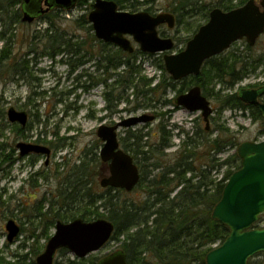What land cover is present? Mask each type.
Here are the masks:
<instances>
[{
    "label": "trees",
    "instance_id": "1",
    "mask_svg": "<svg viewBox=\"0 0 264 264\" xmlns=\"http://www.w3.org/2000/svg\"><path fill=\"white\" fill-rule=\"evenodd\" d=\"M92 1L79 0L78 6L89 11ZM113 1L125 10L129 3L131 11L140 10V6L143 5L138 0ZM154 1L148 0L146 4ZM234 1L221 0L217 6L230 10L234 6L245 4L248 0H239V4L236 5H234ZM24 3V0H0V44L3 43L5 46L0 49V70L8 68L10 72L13 71L9 74L11 77H17L23 81L30 71V67L27 66L29 61H19L15 56L12 58L8 27L11 26V22L15 24L22 22ZM170 5V9L167 11L177 16L178 23H181L182 19L195 16H201L207 20L213 9V6L206 4L204 0H171ZM55 16L50 13L44 16V19H51L46 23L52 33L41 41H45L44 51L41 55H47L52 60L61 56L59 62L68 65L73 73L86 63L96 60L97 48L102 54V57L97 59L93 66L97 72L100 70L104 72V78H96V75L89 73L82 74L83 77L87 75L88 82L81 84V75L77 76L78 86L83 89L88 91L90 87L93 88L101 84L110 87L109 83L116 77L113 86L124 89L121 96L120 93L117 94L119 100L130 102L129 97H125V93L132 89L134 98L138 100L157 95L160 92L167 93L168 90L176 88L179 95L197 85L201 87L204 96L214 102L219 117L225 110L230 109L249 113L253 122H264L260 111L253 106L244 104L240 100L238 92L225 93L226 90L234 89L248 75L256 72L264 64V56L251 58L243 52L241 56L234 51L226 52L208 60L198 77L177 82L167 74L163 58L158 57V67L163 71V75L161 81L152 86L156 77L144 80L146 78L140 77L142 67L137 65L138 56L146 57L147 54L136 51L130 55L121 49L99 41L94 35L87 14H84L73 22L78 29H87L86 31L92 34L91 41L96 43V47L89 46L86 39L79 40L74 34L61 31L54 20ZM110 47L115 49L110 51ZM252 50V47L246 45L245 52ZM33 51H35L34 60L37 62L42 56L37 54V50L33 49ZM148 57L152 58V55ZM122 68L124 70L116 76L111 73V71ZM136 82L137 84L134 85ZM116 91L117 89L114 88L111 93L105 94L109 102H112L107 109L112 114L117 113L113 110L115 102L113 92ZM151 102H153V98H151ZM216 127L221 132H231L230 129L224 128L222 125ZM17 131L20 136L25 134V130L22 128H18ZM128 135L122 142L125 151L132 154L135 162L141 163L138 160L139 156L143 158L141 164L144 165L140 166L141 181L138 187L131 193L112 188L101 190V186L92 182L90 177L93 172H98L97 166L101 165L107 170L108 165L103 164L99 157L91 159L90 162L84 160L65 179L66 185L60 190L59 199L57 202L50 203L52 209L42 215L39 231L41 232L43 227V237L48 242L51 238V229L55 228L59 220L70 222L77 217L85 221L107 219L115 226L110 241L121 244L120 250L126 253L128 264H206L208 253L229 236V229L214 220L212 213L222 198L223 190L230 176L241 167V160L237 153L228 156L223 161L219 155L229 149H237L241 142L232 133V136L227 137V140H221V137L218 136L213 141L207 140L205 144H200L187 133V138L180 144L178 152L174 153L170 160H166L164 151L174 146L171 142L150 145L148 142H143V137L136 133L129 132ZM164 136L165 134H163L162 140H164ZM129 139L132 142H126ZM167 157L169 156L167 155ZM2 163H8L7 159H2ZM146 167L148 170L145 169ZM224 168L226 171L222 179H218L217 175L221 174ZM102 176L103 174H101ZM139 190L144 191L141 198H137ZM57 206H60L59 210H56ZM64 213H68L69 216ZM262 222H264V218H262ZM40 237H36L37 242ZM37 251H33V254L37 255L40 249ZM66 251L60 250L59 252ZM261 255L264 254L258 256ZM15 257L18 258L16 262L7 264L27 263V256ZM101 259L102 257L91 260L74 259L68 260L67 263L97 264ZM30 264H36V261L33 260ZM55 264L60 263L55 261Z\"/></svg>",
    "mask_w": 264,
    "mask_h": 264
},
{
    "label": "rangeland",
    "instance_id": "2",
    "mask_svg": "<svg viewBox=\"0 0 264 264\" xmlns=\"http://www.w3.org/2000/svg\"><path fill=\"white\" fill-rule=\"evenodd\" d=\"M147 1L138 0L143 4L139 8V12L151 10L153 14H158L168 12L167 10L171 7V0H155L153 3L146 4ZM220 1L204 0L213 8ZM238 1L235 0V3L237 4ZM129 6L130 4L127 3L125 11L131 12ZM42 8L46 9L44 3ZM89 12L85 8L76 6L70 11L52 10L50 14L56 15L54 20L61 31L74 34L79 40L86 39L89 46L96 47V43L91 41L92 34L87 32V29H78L73 22L84 14L88 16ZM46 21L49 22L51 19L42 17L33 23L15 24L11 22V26L8 27L11 39V56L12 58L15 56L19 61H29L27 66L30 67V71H28L30 74L27 73L28 78L25 77V81H23L17 77H11L9 74L13 71L10 72L8 68L0 70V149H2L0 150V264L16 262L18 258L15 256H27L26 264H30L45 252L48 242L43 237V227L41 232L39 231L41 217L52 209L51 202H57L60 190L66 185L65 179L69 177L73 169L80 166L84 160L90 162L93 158H100V150L103 145L97 136L100 125L113 126L129 118L144 115L154 116L153 122L142 123L130 128H120L118 138L124 151L122 142L129 136V132L143 137V142H148L150 145L171 142L174 146L164 151L166 160H170L173 154L178 152L180 144L187 138V134L181 138L176 136L181 126H185L184 129L189 132V136L200 144H205L207 140L213 141L218 136L221 137V140H227V137L230 138L232 133L241 143L264 140V122H253L249 113L230 109L225 110L219 117L212 100L210 101L215 113L211 118L210 130L206 131V123L200 112L190 113L184 108H178L175 103L177 88L168 90L167 93L160 92L157 95L138 100L134 98L132 89L125 93V97H129L130 102L119 100L117 94L120 93L121 96L124 89L113 86L116 77L109 83L110 87L98 85L89 91L83 89L78 86L77 76L81 75V84L88 82L87 75L83 77L82 74L85 75L89 72L96 75V78H104V72L102 70L97 72L93 66L95 61L102 57L100 49L97 48L95 61L86 63L72 73L68 65L59 62L61 56L52 60L47 55H41L45 46V41H41L52 33ZM205 24L206 20L201 16H195L182 19L181 23H176V28L166 30V33L177 38L180 43L175 51L179 50L181 46L184 47L189 42L188 40L194 37L195 32H198ZM3 45V43L0 44V49L5 47ZM246 45V41L238 42L230 49L229 53L234 51L241 56L243 52L251 58L264 56V36L252 47V51L245 52ZM33 49L42 56L37 62L34 60L35 51ZM112 49L115 48H109L110 51ZM157 59V56L149 58L142 55H139L137 59V65L142 67L140 77L146 78L144 80L156 77L152 86L158 84L163 75V71L158 67ZM122 70L124 69L111 71V73L116 76ZM136 84L137 82L134 85ZM262 85H264V64L256 72L248 75L234 89L226 90L225 93H235L239 92L241 88H258ZM114 88L117 91L113 92L115 96L113 110L117 113L112 114L107 111L112 102H109L105 94L111 93ZM151 98H153V102H151ZM169 102L172 103L169 104ZM11 108L27 113L28 121L25 128L19 122H10L7 113ZM217 125H222L224 128L230 129L231 132H221L216 129ZM18 128L24 129L25 134L20 136ZM163 134H165L164 140H162ZM126 142L132 141L129 139ZM19 143L47 147L51 150L50 158L48 159L46 154L36 153L21 156V151L17 148ZM236 151L237 149H229L219 155V158L223 161L228 156L237 153ZM129 154L132 156L131 153ZM2 159H7L8 163H2ZM142 159V156H139L138 160L141 163ZM141 163L136 162L139 168L144 165ZM145 169L148 170V167ZM96 170L98 172H93L90 179L100 186V181L107 176L108 170L101 165L97 166ZM225 171V168L222 169L221 174L217 175L218 179H222ZM101 174H103L102 177ZM100 188L104 190L102 187ZM143 193V190H139L137 198H141ZM55 208L59 210L60 206ZM64 215L69 216L68 213H64ZM77 219L79 218L77 217ZM10 221H14L20 228L18 236L12 243L8 241L7 224ZM22 230L23 232H21ZM54 233L55 228L51 229L50 236H53ZM38 236H41L40 242L36 240ZM120 246V243L110 241L101 250L90 254L85 259L101 258L120 249ZM36 250L39 253L34 255L33 251ZM74 259L78 258L66 251L58 252L55 261L60 264H68V260ZM250 264H264V255L254 257L250 260Z\"/></svg>",
    "mask_w": 264,
    "mask_h": 264
},
{
    "label": "water",
    "instance_id": "3",
    "mask_svg": "<svg viewBox=\"0 0 264 264\" xmlns=\"http://www.w3.org/2000/svg\"><path fill=\"white\" fill-rule=\"evenodd\" d=\"M23 22L33 23L37 18L54 9L71 10L79 0H24ZM46 9L42 8V4ZM261 5V6H260ZM257 5L250 0L245 6L224 13L214 9L210 21L202 26L198 33L188 42L186 50L169 55L174 49L171 39H162L158 27L168 24L175 27V16L162 13L152 16L148 12L136 14L118 11L114 1L95 0L89 13V22L93 25L97 39L112 43L125 52L133 53L135 48L127 38L132 36L139 44L140 50L149 54L166 53L164 63L166 71L176 81L190 76H199L204 63L229 50L243 39L249 46H254L264 35V0ZM240 100L256 107L264 118V86L259 89H244ZM179 107L190 113L201 112L210 130V117L213 115L211 102L203 96L197 86L176 100ZM10 122H19L26 127L27 113L11 108L8 111ZM155 120L154 116L129 118L115 126L102 125L97 135L103 142L100 158L109 164V173L101 179L102 188H113L132 192L140 183V170L133 157L120 146L118 130L130 128ZM17 148L21 156L31 153L46 154L48 159L51 150L41 145L19 143ZM241 168L233 173L227 182L222 198L215 206L212 218L229 229L225 241L208 253L206 264H248L256 255L264 254V227L254 228L264 216V141L244 142L238 148ZM49 160L47 161V163ZM8 241L14 242L20 228L14 221L7 224ZM115 230L114 224L107 219L87 222L81 218L64 223H56L55 233L48 241L45 252L36 259L37 264H54L56 254L66 249L79 259L101 250L111 239ZM98 264H128L127 255L122 250L105 256Z\"/></svg>",
    "mask_w": 264,
    "mask_h": 264
},
{
    "label": "flooded vegetation",
    "instance_id": "4",
    "mask_svg": "<svg viewBox=\"0 0 264 264\" xmlns=\"http://www.w3.org/2000/svg\"><path fill=\"white\" fill-rule=\"evenodd\" d=\"M248 1H250V0H248ZM255 1V3L257 4V5H260L261 4V0H254ZM234 3V5H236V3H235V1L233 2ZM237 4H239V1L237 2ZM247 4V2L245 3V4H243V5H241V6H234V8L233 9H230V10H227V9H224V8H221V7H219V6H215L211 11H210V13H209V17H208V19L206 20V24L210 21V14H211V12L214 10V9H220V10H222L224 13H229V12H231V11H233V10H236V9H238V8H241V7H243V6H245ZM261 6V5H260ZM118 11H125V9H121L119 6H118ZM151 11V10H150ZM149 10L147 11V12H149L151 15H153V16H157V15H159V14H161V12L160 13H158V14H153L152 13V11L150 12ZM127 12H130V11H127ZM137 12H139V10H132L130 13H137ZM169 12V11H168ZM162 13H164V12H162ZM165 13H166V11H165ZM174 16H175V26H176V23L178 22V19H177V16L174 14ZM205 24V25H206ZM204 26V25H203ZM176 28V27H175ZM174 29V28H173ZM166 30H172L171 28H169V25L168 24H163V25H161L160 27H158V32H159V36L162 38V39H171V40H173V42H174V49L172 50V51H170L168 54L169 55H177V54H179V53H181V52H183L184 50H186V48H187V45H188V42L184 45V47H182L181 46V48L179 49V50H177V51H175L176 50V48H177V46L178 45H180V43H178V41H177V38H175V37H173L172 35H170V34H168V33H166ZM200 30V29H199ZM190 41V40H189ZM241 41H246V43H247V40L246 39H243V40H241ZM241 41H238V42H241ZM132 42H133V44H134V48H135V50H134V52L133 53H131V55L132 54H134L136 51H138V50H140L139 48H138V44L136 43V42H134L133 41V38H132ZM238 42H236V43H234L231 47H230V49H232L233 48V46H235V44H237ZM248 44V43H247ZM136 46H137V48H136ZM230 49L227 51V52H229L230 51ZM141 52V51H140ZM143 53V52H142ZM144 54V53H143ZM152 55V57H162L163 58V61H164V56L166 55V54H147V57L148 56H151ZM165 64V63H164ZM95 69V68H94ZM166 69V68H165ZM202 72V71H201ZM89 74H90V72H89ZM168 74V73H167ZM169 75V74H168ZM169 76H171V75H169ZM172 77V76H171ZM191 77H198V76H190V77H188V78H191ZM173 78V77H172ZM185 79H187V78H185ZM173 80H174V78H173ZM194 87H197V85H195V86H193L192 88H194ZM200 87V86H199ZM192 88H190L188 91H186L185 93H182V94H177V96H176V99H175V101L180 97V96H182V95H184V94H187ZM90 89H92V87H90L89 89H88V91L90 90ZM204 97H206V96H204ZM207 98V97H206ZM260 101L262 102V103H264V96H262L261 97V99H260ZM178 108H180V107H178ZM119 123V122H118ZM118 123H116V124H118ZM115 124V125H116ZM115 125H113V126H115ZM100 126H102V125H100ZM107 126V125H106ZM121 148H122V146H121Z\"/></svg>",
    "mask_w": 264,
    "mask_h": 264
}]
</instances>
